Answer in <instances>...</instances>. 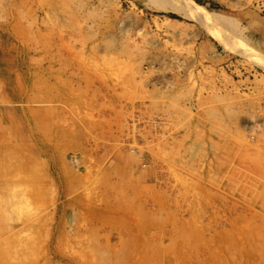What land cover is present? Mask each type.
Wrapping results in <instances>:
<instances>
[{
	"label": "rangeland",
	"instance_id": "1",
	"mask_svg": "<svg viewBox=\"0 0 264 264\" xmlns=\"http://www.w3.org/2000/svg\"><path fill=\"white\" fill-rule=\"evenodd\" d=\"M198 1L0 0V264H264V0Z\"/></svg>",
	"mask_w": 264,
	"mask_h": 264
},
{
	"label": "bare ground",
	"instance_id": "2",
	"mask_svg": "<svg viewBox=\"0 0 264 264\" xmlns=\"http://www.w3.org/2000/svg\"><path fill=\"white\" fill-rule=\"evenodd\" d=\"M187 15H189L190 17H194V18H198V19H200V20H203V21H205V22H207V23H209V24H218V23H221V24H225V21L219 16V15H217V14H212V13H209L205 8H198V9H195V10H192V11H190ZM235 32H236V30H235ZM234 34V33H233ZM238 34V33H237ZM239 35V34H238ZM240 36V35H239ZM240 38H241V36H240ZM43 152H45V151H42V153ZM66 194H65V192H63L62 194H61V196H65ZM64 204V203H63ZM109 206V205H108ZM112 206H114V205H112ZM119 206V205H118ZM110 207V206H109ZM108 207V208H109ZM113 208V207H112ZM119 208V207H118ZM118 208H116L117 210H118ZM110 210V209H109ZM110 211H112V210H110ZM105 212H108V211H105ZM112 213H113V211H112ZM118 214V213H117ZM109 215H110V213H109ZM114 215H116V214H114ZM58 216V215H57ZM115 217H118V216H115ZM132 218V217H131ZM64 219H65V217H64ZM111 219V218H110ZM62 216H60V217H57V219H56V223L53 225V227H52V231H53V238H52V241H51V243L53 244H55V249H54V247H53V251H52V249L50 250L51 252H52V254L53 255H55L56 257H59L58 256V250H57V248H56V244L58 243V237H57V235H58V233H59V231H60V226H61V224H62V226H63V223H62ZM107 223H108V221H107ZM237 255V254H236ZM240 257V256H239ZM239 259V258H238ZM247 259V258H246ZM242 260H243V258H242ZM67 264H77L76 262H74V261H72V260H67ZM242 264V263H241ZM245 264V263H244Z\"/></svg>",
	"mask_w": 264,
	"mask_h": 264
},
{
	"label": "trees",
	"instance_id": "3",
	"mask_svg": "<svg viewBox=\"0 0 264 264\" xmlns=\"http://www.w3.org/2000/svg\"><path fill=\"white\" fill-rule=\"evenodd\" d=\"M197 2H199L198 0H196Z\"/></svg>",
	"mask_w": 264,
	"mask_h": 264
}]
</instances>
